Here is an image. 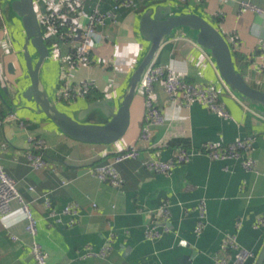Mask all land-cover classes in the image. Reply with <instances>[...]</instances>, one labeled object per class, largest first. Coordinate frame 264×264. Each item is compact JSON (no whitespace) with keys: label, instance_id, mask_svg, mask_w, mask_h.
Returning a JSON list of instances; mask_svg holds the SVG:
<instances>
[{"label":"crops","instance_id":"1","mask_svg":"<svg viewBox=\"0 0 264 264\" xmlns=\"http://www.w3.org/2000/svg\"><path fill=\"white\" fill-rule=\"evenodd\" d=\"M241 1L264 7V0H138L136 8L119 11V24L106 30L109 39L93 47L95 64L73 70L75 80L93 81L91 94L71 103L56 99L61 63L53 52L41 69V88L49 91L61 109L81 121L106 123L109 117L100 110L86 114L83 109L99 95L102 97L94 100L109 97L118 104L150 47L140 32L141 16L151 7L170 6L173 14L195 12L212 20L228 40L237 69L251 86L264 90V13L243 8ZM11 2H0V117L12 113L15 118L0 128V146L5 150L7 172L19 182L25 199L32 202L39 220L36 239L48 252L49 264H215L230 234H236L240 245L255 254L245 263L254 264L264 245V231L254 226L264 214V117L246 110L228 91L215 59L198 43L197 32L185 27L174 30L164 38L154 60L170 66L189 82L216 87L219 100L232 117L222 118L200 103L179 102L156 84L154 97L164 122L153 127L152 146L139 142L145 119L141 89L131 104L125 135L112 144L89 143L64 134L23 96L30 85L23 58L25 31ZM95 2L88 1L86 10L90 11ZM100 3L108 9L113 1ZM4 26L10 30L11 46L1 42ZM59 45L65 54L67 46L61 41ZM104 62L109 64L105 66ZM31 136L46 142L48 165L44 169L35 170L28 163L33 149ZM247 136L253 138L251 156L257 161V172L247 171L241 160H211L203 151L204 144L233 142ZM134 145L139 146V157L116 164L124 179L121 188L89 171ZM179 148L190 151L192 158L187 164L177 165L171 174L148 170L143 163L173 158ZM30 186L35 191H30ZM42 194L50 198L59 213L70 203L79 204L77 222L69 225V215H59L61 221L50 217ZM202 198L208 215L206 227L198 236L195 224ZM164 202L170 212L166 217L159 210ZM238 222H242L240 229ZM147 224L168 231L160 239L150 240L145 233ZM109 238L112 249L105 258H84L88 250L100 251ZM32 241L21 205L13 201L8 214L0 213V264H36Z\"/></svg>","mask_w":264,"mask_h":264},{"label":"built area","instance_id":"2","mask_svg":"<svg viewBox=\"0 0 264 264\" xmlns=\"http://www.w3.org/2000/svg\"><path fill=\"white\" fill-rule=\"evenodd\" d=\"M5 1V0H0ZM92 0H35V9L38 14L43 36L50 52L61 63L60 85L56 90V99L61 102L71 103L80 97L88 95L93 88V81L74 79L73 70L81 66H90L95 64L92 57V49L96 44L109 39L107 29L110 26L118 25L120 20L118 13L122 9H132L138 6V0H112V7L103 9L100 0L90 6V11L86 10V4ZM224 2L226 0H220ZM243 8L254 9L259 13H264V7L255 6L249 1H241ZM2 44L11 46L12 36L7 26L3 27ZM59 41L67 46L68 51L63 54ZM264 48V47H263ZM109 63L104 62L107 66ZM225 82V81H224ZM160 84L162 92L179 102L186 105L200 103L211 112L222 118H231L227 106L219 100L220 93L216 87L203 83L189 82L184 77L176 74L174 70L167 65L158 64L154 61L145 69L138 84L145 95V119L142 127L139 142L151 144L153 137V127L163 124L164 117L154 97V87ZM229 92L244 106L249 112L263 116L260 110L243 100L240 95L225 83ZM11 113L8 116L0 117V128L2 125L14 119ZM24 127V122H20ZM32 150L28 154V163L35 169L40 170L47 167L48 162L45 158L47 149L46 142L43 139L30 137ZM253 150V138L247 136L239 138L233 142L227 143H207L203 146V151L211 160H241L243 167L247 171H258L257 161L251 156ZM4 148L0 146V213L6 215L11 210V203L18 201L26 219V230L32 236L31 254L36 264H49L48 252L37 241L39 220L36 218L30 201H27L18 188L19 182L14 179L6 170L3 163ZM139 146L134 145L124 151L117 153L109 162L91 167L89 171L97 176L100 180L108 182L114 187L121 188L124 184L116 164L128 159H137L139 157ZM192 153L185 148H179L173 158L168 160L149 159L143 161L148 170L161 173L171 174L177 165L187 164L191 161ZM30 191H35L33 186L29 187ZM44 204L50 208L49 216L57 221L59 215H69L71 217L69 225H74L80 214L81 207L77 203L66 205L61 213L53 207L50 198L46 194L40 196ZM96 206V204H95ZM198 216L195 224V232L199 236L203 233L207 223V203L205 199H200L198 204ZM159 210L166 217L169 215V205L164 202L160 205ZM255 228L264 231V214L260 215L254 224ZM242 227V222L237 223V228ZM155 224H147L146 238L150 240L160 239L164 232ZM16 239V237H13ZM112 249V238L100 251L88 250L84 255L86 257L105 258ZM255 254L240 245L236 234L228 235L222 244L219 253L216 255L215 264H245Z\"/></svg>","mask_w":264,"mask_h":264},{"label":"water","instance_id":"3","mask_svg":"<svg viewBox=\"0 0 264 264\" xmlns=\"http://www.w3.org/2000/svg\"><path fill=\"white\" fill-rule=\"evenodd\" d=\"M35 0H12L13 12L21 18L25 31L23 58L30 85L23 96L34 102L39 113H43L64 134L79 141L112 144L119 141L130 125L131 104L145 69L154 61L165 37L178 28H189L197 32L198 43L210 51L225 83L243 100L256 106L264 114V90L251 86L237 69L231 46L212 20L195 13L173 14L170 6L151 7L143 13L140 32L150 43L149 50L131 75L128 90L116 104L114 98L105 97L92 101L83 113L100 110L109 117L104 124L85 123L74 114L61 109L46 88H41V69L51 52L46 44L35 9ZM254 264H264V245Z\"/></svg>","mask_w":264,"mask_h":264},{"label":"trees","instance_id":"4","mask_svg":"<svg viewBox=\"0 0 264 264\" xmlns=\"http://www.w3.org/2000/svg\"><path fill=\"white\" fill-rule=\"evenodd\" d=\"M89 94H91V92L89 93ZM88 94V95H89ZM102 96L101 95H99L98 97H94V99H98V98H101ZM93 98L92 99H90L91 100V102L94 100ZM95 101V100H94Z\"/></svg>","mask_w":264,"mask_h":264},{"label":"rangeland","instance_id":"5","mask_svg":"<svg viewBox=\"0 0 264 264\" xmlns=\"http://www.w3.org/2000/svg\"><path fill=\"white\" fill-rule=\"evenodd\" d=\"M49 59V58H48Z\"/></svg>","mask_w":264,"mask_h":264}]
</instances>
